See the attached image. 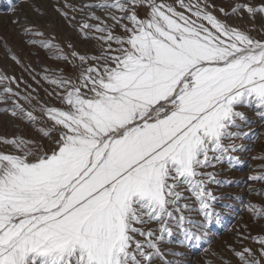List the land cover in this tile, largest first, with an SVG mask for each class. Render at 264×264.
<instances>
[{
	"label": "snow or ice",
	"instance_id": "1",
	"mask_svg": "<svg viewBox=\"0 0 264 264\" xmlns=\"http://www.w3.org/2000/svg\"><path fill=\"white\" fill-rule=\"evenodd\" d=\"M85 9L80 33L103 42L101 52L71 53L76 79L45 76L62 89V107L40 108L49 124L37 131L50 143L0 137V264H191L171 249L178 259H166L162 246L197 245L221 219L224 197L211 186L232 181L207 169L240 163L234 154L245 145L236 141L252 124L242 108L264 120V23L254 36L209 0H99ZM241 10L255 19L264 5L231 15ZM11 114L38 120L19 103ZM246 210L264 221V206ZM254 239L259 257L233 250L239 264H264V234Z\"/></svg>",
	"mask_w": 264,
	"mask_h": 264
},
{
	"label": "rangeland",
	"instance_id": "2",
	"mask_svg": "<svg viewBox=\"0 0 264 264\" xmlns=\"http://www.w3.org/2000/svg\"><path fill=\"white\" fill-rule=\"evenodd\" d=\"M94 2L99 0H0V76L9 78L0 83V137L12 139L20 136L34 139L44 145L50 143L37 131L38 128L47 127L49 124L48 118L40 108L42 105L62 107L55 98V93L62 89L51 84L45 76L54 78L60 75L66 79H76L80 62L76 59L74 63H70L74 59L71 53L75 51L90 56L100 54V45L103 42L85 39L79 30L81 22L86 20L88 15L87 9L83 12L80 9ZM209 3L213 5L212 10L218 17L225 18V13L219 11L224 8L225 12L230 14L228 23L254 29L252 35H258L255 29H259L264 23V13L257 14L255 19L250 17L246 10H241L236 15L231 13L238 5L252 4L259 7L264 5V0H209ZM92 11L106 18L103 11ZM64 13H67V17ZM73 17L75 19H72ZM13 20H19V24L12 23ZM88 22L97 23L94 20ZM25 28L31 31L25 32ZM258 38H264V31L259 33ZM46 42L57 45L69 60L56 59L54 53H59L44 47ZM104 48H107L106 44ZM5 86L10 87L13 93H19V96L4 93ZM24 96L33 97L32 102L25 101ZM15 103L21 104L26 111L33 112L38 118L37 122L32 124L28 120L12 116ZM241 110L245 111L252 124L242 129L248 135L236 141L245 145L242 153L234 154L240 157V163L235 167L224 163L214 169H207L217 172L221 180L232 181L223 186H211L217 196L224 197V200L217 204L221 219L207 226V234L197 245L164 243L162 250L168 260L178 259L168 252L169 249L186 253L191 264H239L233 250L243 251L245 247L259 257L260 245L254 237L264 234V221H257L246 210V205L252 202L264 206V196L258 194L264 190V181L251 179L253 176L264 175V120L255 114V109ZM224 203H230L232 207L226 209L223 207ZM193 216L201 219L195 214Z\"/></svg>",
	"mask_w": 264,
	"mask_h": 264
}]
</instances>
